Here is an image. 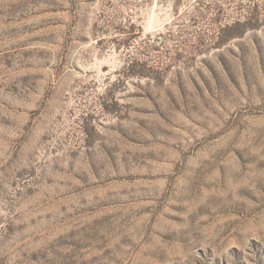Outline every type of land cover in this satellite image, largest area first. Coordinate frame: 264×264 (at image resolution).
<instances>
[{
	"label": "rangeland",
	"instance_id": "obj_1",
	"mask_svg": "<svg viewBox=\"0 0 264 264\" xmlns=\"http://www.w3.org/2000/svg\"><path fill=\"white\" fill-rule=\"evenodd\" d=\"M0 264H264V0H0Z\"/></svg>",
	"mask_w": 264,
	"mask_h": 264
}]
</instances>
